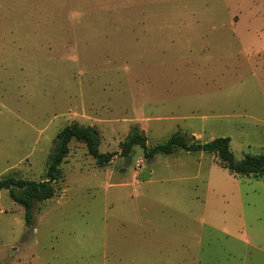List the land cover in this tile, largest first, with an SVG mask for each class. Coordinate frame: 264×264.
I'll list each match as a JSON object with an SVG mask.
<instances>
[{"label":"rangeland","instance_id":"1","mask_svg":"<svg viewBox=\"0 0 264 264\" xmlns=\"http://www.w3.org/2000/svg\"><path fill=\"white\" fill-rule=\"evenodd\" d=\"M73 122L117 154L73 140L33 227L0 190V264H264V177L121 154L136 129L264 153V0H0V179H43Z\"/></svg>","mask_w":264,"mask_h":264},{"label":"trees","instance_id":"2","mask_svg":"<svg viewBox=\"0 0 264 264\" xmlns=\"http://www.w3.org/2000/svg\"><path fill=\"white\" fill-rule=\"evenodd\" d=\"M73 140L83 142L88 153L96 159L99 166L108 165L117 154L100 150L101 135L96 127L73 122L59 131L43 179H27L17 174L0 179V190H7L10 197L24 208L25 222L28 227H33L35 224L36 204L50 200L55 196L57 184L63 179L62 163L70 151V143ZM135 146L143 148L144 155L148 160L157 154H174L179 149L189 153L214 154L219 157L221 164L233 173L264 177V153L246 154L242 159L237 160L231 149V138L228 136L215 137L209 141L201 142L195 136L177 132L165 142L149 146L146 134L136 129L123 142L122 156L129 157Z\"/></svg>","mask_w":264,"mask_h":264}]
</instances>
